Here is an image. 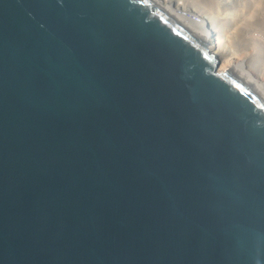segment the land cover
I'll use <instances>...</instances> for the list:
<instances>
[{
  "label": "water",
  "instance_id": "95a60500",
  "mask_svg": "<svg viewBox=\"0 0 264 264\" xmlns=\"http://www.w3.org/2000/svg\"><path fill=\"white\" fill-rule=\"evenodd\" d=\"M153 0H0V264H264V94Z\"/></svg>",
  "mask_w": 264,
  "mask_h": 264
},
{
  "label": "rangeland",
  "instance_id": "374dc122",
  "mask_svg": "<svg viewBox=\"0 0 264 264\" xmlns=\"http://www.w3.org/2000/svg\"><path fill=\"white\" fill-rule=\"evenodd\" d=\"M174 6L181 9L191 10L197 20L212 21L214 26L218 29L226 25L223 29L224 38L229 40V36L234 32V37H242L249 39L253 37L257 39L258 45H264V26L256 25L257 21L264 19V0H172ZM210 5H212L210 7ZM191 13V12H190ZM197 14L198 16H195ZM230 19V22L227 20ZM234 24L236 29H234ZM242 29V30H241ZM230 33V34H229ZM260 40V41H259ZM228 43V41H227ZM234 50V61L242 63L247 66L249 60V49L246 53L243 51ZM249 72L258 83H264V68L262 64L258 63L257 69H250ZM260 74V75H259Z\"/></svg>",
  "mask_w": 264,
  "mask_h": 264
},
{
  "label": "bare ground",
  "instance_id": "6f19581e",
  "mask_svg": "<svg viewBox=\"0 0 264 264\" xmlns=\"http://www.w3.org/2000/svg\"><path fill=\"white\" fill-rule=\"evenodd\" d=\"M158 6H160L165 13L169 16H174L184 22H191L200 27L202 30L204 41L207 43V48L210 52L216 54L219 63L217 64L218 72H230L232 75L236 73L242 74L245 77L247 83L253 87L258 89L264 94V83H258L255 78L247 72L250 69H257L258 63L263 65L264 68V45L256 44L257 39L250 37L242 38V37H234V32L229 36V40L225 39V33L223 31L226 28V25L223 26V29H218L214 26L212 21L208 20H197L196 17L193 16L191 10L181 9L173 5L172 0H153ZM211 2V0H208ZM212 5H210L211 7ZM191 12V13H190ZM195 16H198L195 14ZM230 22V19L227 20ZM260 24V25H259ZM256 25L264 26V19L262 18L260 21L256 22ZM237 26L234 24V29ZM242 30V29H241ZM236 33V32H235ZM230 34V33H229ZM228 41V43H227ZM260 41V40H259ZM237 51H243L246 53V49H249L248 53L249 60L247 61V66H243L242 63H236L234 59V50L231 51V48ZM234 52V53H233ZM260 75V74H259Z\"/></svg>",
  "mask_w": 264,
  "mask_h": 264
}]
</instances>
